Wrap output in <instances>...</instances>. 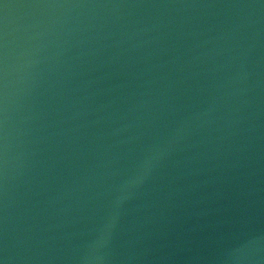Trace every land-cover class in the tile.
<instances>
[{"label":"water","instance_id":"obj_1","mask_svg":"<svg viewBox=\"0 0 264 264\" xmlns=\"http://www.w3.org/2000/svg\"><path fill=\"white\" fill-rule=\"evenodd\" d=\"M0 264H264V0H0Z\"/></svg>","mask_w":264,"mask_h":264}]
</instances>
